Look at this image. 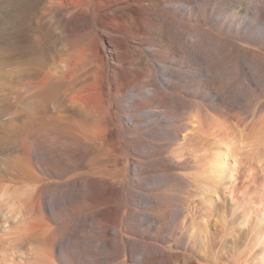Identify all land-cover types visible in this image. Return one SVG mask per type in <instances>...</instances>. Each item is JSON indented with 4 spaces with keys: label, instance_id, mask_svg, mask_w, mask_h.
I'll return each mask as SVG.
<instances>
[{
    "label": "bare ground",
    "instance_id": "1",
    "mask_svg": "<svg viewBox=\"0 0 264 264\" xmlns=\"http://www.w3.org/2000/svg\"><path fill=\"white\" fill-rule=\"evenodd\" d=\"M0 79L47 264H264V0H0Z\"/></svg>",
    "mask_w": 264,
    "mask_h": 264
},
{
    "label": "rangeland",
    "instance_id": "2",
    "mask_svg": "<svg viewBox=\"0 0 264 264\" xmlns=\"http://www.w3.org/2000/svg\"><path fill=\"white\" fill-rule=\"evenodd\" d=\"M4 88V93H7L8 89H6V85H3V80L0 79V93H3L1 90ZM263 97L264 93L255 94L252 100L249 101L250 104L246 103L235 112L241 117H249L254 108L257 107L260 102L264 101ZM261 99L263 100L261 101ZM4 120H6L7 123L4 124V127L0 126V141H2V143L8 141V143L0 145V264H47L48 253L45 252V250H40L36 242H30L28 239L29 235L26 232L27 219L24 206L31 195L33 184L18 173L19 169L15 167L10 160L11 157L15 155L18 147L17 145L11 144L12 141H9L12 140L14 131L8 123L7 116L4 117ZM6 135L8 137H5ZM44 161L42 162L46 167L52 168V165L47 160ZM61 162L64 161L62 160ZM240 169L242 171L240 170L239 176L240 180L242 179L241 184L243 185L241 186L244 189L251 180V171L246 167H241ZM62 180L63 179L60 178L59 175L52 171L51 176L47 177L46 181L60 182ZM201 206L206 207L209 205L201 203ZM75 212L76 211L72 212L71 215L75 216ZM50 227L59 226L55 224L46 226L47 229L51 230Z\"/></svg>",
    "mask_w": 264,
    "mask_h": 264
}]
</instances>
